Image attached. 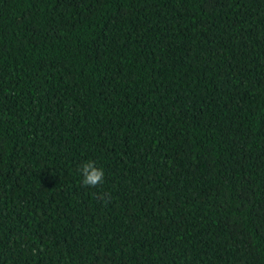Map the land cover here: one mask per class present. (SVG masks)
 Segmentation results:
<instances>
[{
    "label": "trees",
    "instance_id": "1",
    "mask_svg": "<svg viewBox=\"0 0 264 264\" xmlns=\"http://www.w3.org/2000/svg\"><path fill=\"white\" fill-rule=\"evenodd\" d=\"M0 264H264V0H0Z\"/></svg>",
    "mask_w": 264,
    "mask_h": 264
},
{
    "label": "clouds",
    "instance_id": "2",
    "mask_svg": "<svg viewBox=\"0 0 264 264\" xmlns=\"http://www.w3.org/2000/svg\"><path fill=\"white\" fill-rule=\"evenodd\" d=\"M78 173L81 177V186L85 188H95L103 184L104 171L96 166L94 161L88 160L79 165ZM98 198L105 203L110 201L108 193L98 194Z\"/></svg>",
    "mask_w": 264,
    "mask_h": 264
}]
</instances>
